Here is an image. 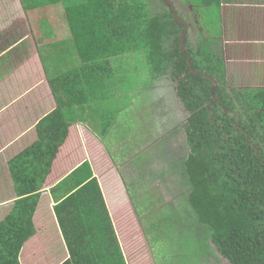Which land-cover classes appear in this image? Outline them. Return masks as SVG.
<instances>
[{"label":"trees","instance_id":"obj_1","mask_svg":"<svg viewBox=\"0 0 264 264\" xmlns=\"http://www.w3.org/2000/svg\"><path fill=\"white\" fill-rule=\"evenodd\" d=\"M62 1L73 32L72 38L68 37L73 39V45L61 48L69 59L67 63L64 58L66 63L60 65L61 71L47 72L56 100L62 102L61 93L69 96L67 114L78 102L83 110L102 109L98 105L109 100L120 72H127L128 59L139 61L134 54L141 51L146 54L148 68L140 69L149 76L143 83L159 75L179 82L177 95L192 111L185 128L189 154L182 158L180 173L185 179L186 201L192 212L180 222L170 209L158 218L157 233L152 232V226L143 230L132 208L126 217L114 216L106 205L97 177L93 176L91 161L86 159L51 188L64 196L56 202L54 213L63 248L67 246L69 256L58 264H140L151 259L154 264L158 259L152 248L155 243L164 236L167 240L170 234L173 241L177 240L178 228L186 227L190 221L195 237L177 241L181 248L194 246L197 255L191 260L198 261L202 250L209 248L204 241L207 238L230 264H264V90L240 92L238 105L222 91L219 99L212 101L213 106L203 105L221 87H215L212 93L207 89V81V88L200 86L194 90L191 81L202 84L201 78L185 72L189 66L198 68L208 59L197 61L194 57L204 41L193 48L185 40V55L179 38L183 25L174 18L171 5L163 0ZM20 2L24 11H42L59 0ZM216 6L219 0H201L194 5L201 11ZM52 35L54 39L56 33ZM42 59L45 62L43 53ZM63 78L69 81L61 88ZM201 98L206 99L200 101ZM211 107L212 120L209 119ZM67 114L59 108L47 115L37 125L39 139L9 162L18 199L0 222V264H21L23 251L30 256L32 264H43L40 258L36 261L38 251L31 250L32 244L40 241L34 240L27 251L26 243L36 234L33 218L38 199L74 121L68 120ZM107 140L110 143L113 139L102 137L99 141L105 152H108ZM97 153L103 158L104 151ZM117 227L126 235L125 244L118 239ZM144 231L152 232L154 238L148 239ZM39 236L41 241L49 240L45 233ZM141 243L145 251L136 250ZM199 243H203L201 249Z\"/></svg>","mask_w":264,"mask_h":264},{"label":"crops","instance_id":"obj_2","mask_svg":"<svg viewBox=\"0 0 264 264\" xmlns=\"http://www.w3.org/2000/svg\"><path fill=\"white\" fill-rule=\"evenodd\" d=\"M173 2L177 9H179L178 6L181 9L185 8L186 14L191 15L190 19L195 21L194 26L189 23L191 35L187 45L196 48L201 41L210 42L208 39L211 38L200 27L203 16L201 17L199 7H195L192 13L181 0H173ZM214 9L220 15L219 37L211 44L212 56L204 63H200V67H209L210 58L216 57L219 61L218 66L223 70L222 80L214 78L215 84L218 81L221 84V91L224 87L227 95L229 94L238 105L237 98L240 92L264 90V0H219V6ZM33 11H24L20 0H0V222L11 211L14 202L18 199L9 162L39 139L37 125L47 115L56 109H64V106L68 105L66 101L69 96L61 93L63 103L58 102L50 86L48 77L50 70L42 59V51L39 49L37 36L33 33L30 21L29 14ZM204 20L205 24L208 23V20ZM21 32L23 34L17 36V33ZM50 37L52 38L53 35L51 34ZM156 77L148 78L149 83L151 84L152 79ZM68 81L63 78L62 83L67 85ZM218 94L221 95V93ZM164 100L167 102L165 97ZM78 103L72 106L73 109L79 107ZM134 103L138 102L134 101ZM140 104H143L142 101ZM104 105H98V107L103 108ZM142 108L135 109L137 127L134 129L129 121L115 117L118 109L109 120L103 121V128H98V131L89 122L88 124L85 121L70 123L68 136L52 162L51 172L38 199L33 218L36 234L27 241L26 245L32 244L34 240L40 238V234L46 232L57 234L63 243L59 235L60 228L54 206L64 196L62 192H52L51 188L86 159L91 161L93 176H96L94 152L104 151L103 163L111 167L110 171L114 172V176L115 173H117L116 176L120 175V169L117 167L119 165L116 162L111 163L107 157L108 152L102 149L99 142L102 137L107 139L112 136V139L119 143L122 139V144H127L126 138L130 136L133 143L129 146L137 144L135 141L137 138L155 137L150 133L149 121H143ZM144 110L147 111L145 108ZM182 116L183 114L178 115V117ZM90 121L92 122L91 114ZM175 129L176 123L172 124L168 132V134L171 132L172 138L177 137L178 129ZM181 130L178 135L181 140L178 142H181L183 146L185 131ZM183 147L185 157L189 154V149ZM103 194L112 215L123 217L125 214L126 217L127 209L130 208L124 202L117 201L110 192L107 195L104 189ZM122 194L123 188L120 187V195ZM123 206H127L126 213L122 212ZM23 255L24 251L20 254L21 264H23Z\"/></svg>","mask_w":264,"mask_h":264},{"label":"rangeland","instance_id":"obj_3","mask_svg":"<svg viewBox=\"0 0 264 264\" xmlns=\"http://www.w3.org/2000/svg\"><path fill=\"white\" fill-rule=\"evenodd\" d=\"M181 1L187 7L188 11L193 13V9H195L194 5L201 0ZM153 4L151 3L150 8ZM157 5L159 6L160 4ZM63 6V1L59 0L57 4L48 5L42 11L35 10L29 14L34 31L33 33L37 36L36 41L39 45V49L42 51L45 63L48 65L51 72H55L56 70L61 71L60 65L69 62L67 53L61 48L66 45H69L70 47L73 45V39H69L70 37L72 38L73 32L67 21ZM200 14L201 17L203 16L200 20V27L204 29L205 33L211 39H208L210 42H204L201 45L203 50L201 49L200 52L195 53L196 56L194 57L197 61L205 60L212 56V53L210 52L211 44L219 37L220 15L217 13V10L211 8L207 11H201ZM190 16L191 15H182L184 19H189L194 26L195 21L190 19ZM204 19L208 20V23L205 24ZM190 21L189 23H191ZM52 32L56 33L54 39L50 37ZM62 40L65 42L63 41L64 43H60L59 41ZM54 50L62 51L57 54L54 53ZM209 52L211 54H209ZM134 55L138 57L139 61L137 59H128V65L126 66L127 72H120L117 86L102 109L83 110V108H80L79 106L75 109L72 108V112L67 114V110H70V108L65 105L63 110L65 111V115L67 114L68 120H74L73 122L85 121L87 124L89 122L90 125L98 131V128H103V121L109 120L116 109H118V114L115 117H119L124 121H129L130 126L133 129L136 128L137 126L135 125V122L137 119L135 109H141L143 107V121H149L151 126L150 133L155 137L152 139L148 137L137 138L135 139L137 144H133V146H129V144L132 145L133 143L130 136L126 138L127 144H122V139H120V143L115 139L111 140L110 143L107 140V157L111 163L116 162L119 165L117 167L120 169V175L116 176L117 173H115L114 176V172L110 171L111 167L105 166L106 164L103 163V158H99L96 151L93 153L97 169L95 177H97L102 190L104 189L107 192V195H109L110 192L111 196L117 199V201L119 200L120 203L124 202L130 209H133H131L133 212L135 210L134 215H137L136 222L143 230L145 227L150 230L149 227L152 226V232L157 233L158 218L168 214L170 209L174 210L175 215L180 222L183 220V217H187L189 215L188 213L192 212L186 201L188 190L186 185H184L185 179L180 174L182 170L181 161L185 155L183 146L188 145L187 132L186 129H184L185 138L182 143L183 146L181 145V142H178L181 140L180 137L177 136L172 138L173 136L171 135V132L168 134L171 130L172 124L176 121V115H181L182 110H184V113L187 112L189 116L192 112H190L191 109L188 112L187 108L183 107L184 105L177 102H171L168 98L166 99V102L164 97L160 95L163 94L161 90L163 85L166 87L167 91L171 92L173 95L175 94V91L176 93L178 92L177 86L176 88L174 85L171 87L169 86L170 80L164 79L163 82H159L156 88H152L150 83H143V80H147L146 77L149 76L144 75L140 68H148L146 61L147 57L144 51ZM134 55L128 54V57ZM59 56L62 57L61 60ZM64 58L66 62L64 61ZM138 62L141 67L138 65ZM218 64L219 61L215 57H211L208 65L209 67H202L204 69L203 71L207 72L205 76L208 77L209 75H213L219 80H222L223 69L218 66ZM126 75L127 77L125 78ZM126 82L131 83V85L128 86V83ZM65 86L64 83H60L61 88ZM192 86L194 87V90H198L200 86H207V83L203 82L202 84H199L198 82L191 81V87ZM134 101L138 103L135 104ZM140 101H142L143 104H140ZM215 109L218 110V106H216ZM212 110L209 118L211 117V114L212 117L214 116ZM90 114L92 115V122L90 121ZM107 139H112V136H109ZM128 140L130 141L128 142ZM120 187L123 188L122 195H120ZM127 206H123L122 212L124 211L126 213ZM191 225L190 221L189 223H186V227L178 228L177 231L180 233L179 235H176L177 240L181 241L182 238L186 241L187 238L195 237L193 228H190L192 227ZM53 230H55V228ZM117 232L118 239L123 240L125 244L126 235H124V231H122L123 233H120L117 227L116 233ZM152 232H145L148 239L150 238L152 240V238H154ZM170 235L171 236L168 237L167 240L164 236L162 240L157 241L155 246L152 247L154 255L158 258L154 261V264H230L219 254L210 239L206 238L204 240L209 248L203 249L202 251L204 252L199 256L198 261H194L191 260V257L197 255L194 246L191 248L190 245H185V248H181L180 246L182 244H179V241L177 240L173 241L174 238H172V234ZM45 236L49 237L48 241H41L38 238L37 240L40 242H34L32 244V252H34V250L38 251L35 253V255L37 254L36 261L40 258L43 261V264H58L62 261L61 259H65L69 256L67 246L65 245V248H63L64 242L62 243L57 234L54 235L48 232L47 234L45 233ZM202 244L203 243H199L200 249L202 248ZM30 246L31 244H27L25 251L29 250ZM136 247V250L139 248V251H145V246L142 243L138 244ZM123 252L124 255L127 256L125 248ZM171 255H173V257H171ZM29 257L30 256H26V253L24 252L22 263L32 264ZM150 263L153 264L152 259L151 261L143 260L140 264Z\"/></svg>","mask_w":264,"mask_h":264},{"label":"flooded vegetation","instance_id":"obj_4","mask_svg":"<svg viewBox=\"0 0 264 264\" xmlns=\"http://www.w3.org/2000/svg\"><path fill=\"white\" fill-rule=\"evenodd\" d=\"M164 1V0H163ZM172 1V4H173V6H174V8H176V10L178 11H176L175 10V12L176 13H181L182 15H189V14H186V11H185V8H183L182 7V9H181V7L180 6H178V8L179 9H177V7L175 6V4H174V2H173V0H171ZM164 4H165V2H164ZM200 11V10H199ZM182 15H180V21L178 20V19H176L178 22H180L182 25H183V31H182V33H181V35H179V38H180V45H181V38H182V35L184 34L185 35V37H184V39L185 40H189L190 39V35H191V31H190V28H191V26H190V24H189V19L187 20V18H183L182 17ZM181 21H184V23L183 22H181ZM191 22V21H190ZM192 23V22H191ZM185 40H184V42H185ZM216 58V57H215ZM191 64V63H190ZM189 64V65H190ZM190 68H189V70L188 71H186L185 73H187V74H198L199 76H200V78H201V82L203 83V80H206V83H207V81L209 82V86H208V88L206 87V86H204V88H207L208 89V91H210V92H214V90H216V89H214L215 87H217V86H221V84L217 81L216 82V84H215V79H217L215 76H213V75H209L208 77L207 76H205V74H207V72H204L203 70V68H201V67H198V68H194L193 66H189ZM184 73V74H185ZM215 78V79H214ZM164 79H167V80H170L169 81V86L171 87V86H175V88H176V86H177V88H178V86H179V82L177 81V80H172L170 77H166V76H164V75H159V78L158 77H156V78H154V79H152V83H151V85H152V87L153 88H156L157 87V85L159 84V82H163V80ZM155 81H156V83H155ZM187 82L189 81V80H186ZM164 84V83H163ZM161 90H162V93L163 94H160L161 96H163V97H165V99H170L169 101H171V102H177V103H180L181 105H184L183 107H186L187 108V110H188V112L190 111V109H188V107H187V105H186V103H184V101H182L181 99H180V97L177 95V93H176V91H175V94L173 95L171 92H168L167 91V89H166V87L163 85V88H161ZM221 92V94H223V92H224V95L225 94H227V91H226V89H224V87H223V92L221 91V89L220 90H216V93H213V95H212V97H211V99H207L206 100V102H204L203 103V105H205V106H212V101L214 102V101H216V100H218L219 99V94L218 93H220ZM206 98H201L200 99V101H202V100H205ZM211 110H212V107H211ZM213 111V110H212ZM190 112H192V111H190ZM182 114H183V116L182 117H178L177 115H176V121H175V123H176V129H178L177 131H176V133H178L177 134V136L180 134L179 133V131H180V128L181 129H185V128H187L188 127V123H189V119H188V116H189V114H187V112H185L184 113V110H182ZM181 114V115H182ZM210 120H212V114H211V117L209 118ZM175 129V130H176Z\"/></svg>","mask_w":264,"mask_h":264},{"label":"water","instance_id":"obj_5","mask_svg":"<svg viewBox=\"0 0 264 264\" xmlns=\"http://www.w3.org/2000/svg\"><path fill=\"white\" fill-rule=\"evenodd\" d=\"M164 2H165V4L167 5H171V7H172V9L174 10V18H176V19H178L179 21L181 20L180 19V16L178 15V13H176L175 12V10H176V8H174V6H173V4H172V1L171 0H164ZM181 22H183L184 23V21H181ZM184 37H185V35L183 34L182 35V38H181V50H183V46H184ZM186 141V140H185ZM187 149H189V146L188 145H186L185 146Z\"/></svg>","mask_w":264,"mask_h":264},{"label":"clouds","instance_id":"obj_6","mask_svg":"<svg viewBox=\"0 0 264 264\" xmlns=\"http://www.w3.org/2000/svg\"><path fill=\"white\" fill-rule=\"evenodd\" d=\"M178 15L180 16V13H178ZM185 49H184V46H183V51H184ZM184 53H185V55H186V52L184 51ZM187 62H188V64H190V61L187 59Z\"/></svg>","mask_w":264,"mask_h":264}]
</instances>
